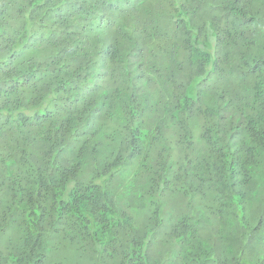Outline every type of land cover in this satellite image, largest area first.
Returning a JSON list of instances; mask_svg holds the SVG:
<instances>
[{
  "label": "trees",
  "instance_id": "trees-1",
  "mask_svg": "<svg viewBox=\"0 0 264 264\" xmlns=\"http://www.w3.org/2000/svg\"><path fill=\"white\" fill-rule=\"evenodd\" d=\"M264 264V0H0V264Z\"/></svg>",
  "mask_w": 264,
  "mask_h": 264
},
{
  "label": "rangeland",
  "instance_id": "rangeland-1",
  "mask_svg": "<svg viewBox=\"0 0 264 264\" xmlns=\"http://www.w3.org/2000/svg\"><path fill=\"white\" fill-rule=\"evenodd\" d=\"M67 255L71 256V257H69V262L71 264H82L81 259L79 258V254L77 252L73 253L71 251V252H68Z\"/></svg>",
  "mask_w": 264,
  "mask_h": 264
}]
</instances>
